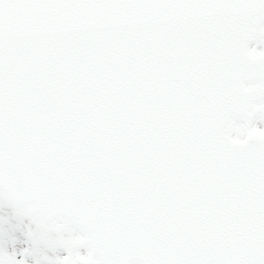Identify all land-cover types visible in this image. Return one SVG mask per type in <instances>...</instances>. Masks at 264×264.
I'll list each match as a JSON object with an SVG mask.
<instances>
[{
	"label": "snow or ice",
	"instance_id": "snow-or-ice-1",
	"mask_svg": "<svg viewBox=\"0 0 264 264\" xmlns=\"http://www.w3.org/2000/svg\"><path fill=\"white\" fill-rule=\"evenodd\" d=\"M0 264H264V0H0Z\"/></svg>",
	"mask_w": 264,
	"mask_h": 264
}]
</instances>
